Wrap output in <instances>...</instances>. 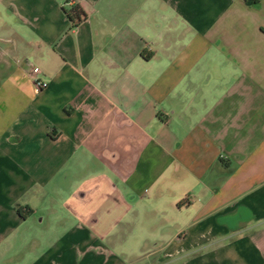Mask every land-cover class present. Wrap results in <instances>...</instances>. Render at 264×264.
Masks as SVG:
<instances>
[{
	"label": "crops",
	"instance_id": "crops-1",
	"mask_svg": "<svg viewBox=\"0 0 264 264\" xmlns=\"http://www.w3.org/2000/svg\"><path fill=\"white\" fill-rule=\"evenodd\" d=\"M0 264H264V0H0Z\"/></svg>",
	"mask_w": 264,
	"mask_h": 264
},
{
	"label": "trees",
	"instance_id": "trees-1",
	"mask_svg": "<svg viewBox=\"0 0 264 264\" xmlns=\"http://www.w3.org/2000/svg\"><path fill=\"white\" fill-rule=\"evenodd\" d=\"M245 1L248 4H254L257 3L259 0H245ZM63 12L66 18L71 22L72 26L78 25V23L82 21L85 17L84 11L78 4L72 5L70 8H63ZM149 56H150L149 54L145 55L146 58Z\"/></svg>",
	"mask_w": 264,
	"mask_h": 264
},
{
	"label": "built area",
	"instance_id": "built-area-1",
	"mask_svg": "<svg viewBox=\"0 0 264 264\" xmlns=\"http://www.w3.org/2000/svg\"><path fill=\"white\" fill-rule=\"evenodd\" d=\"M39 72L40 70L38 67L32 68L33 84L37 90L45 88L47 86V82L39 77Z\"/></svg>",
	"mask_w": 264,
	"mask_h": 264
},
{
	"label": "rangeland",
	"instance_id": "rangeland-1",
	"mask_svg": "<svg viewBox=\"0 0 264 264\" xmlns=\"http://www.w3.org/2000/svg\"><path fill=\"white\" fill-rule=\"evenodd\" d=\"M240 218V217H239ZM243 219H246V217H244ZM238 220L236 219V220H234L233 222H231V224L233 225H237V226H239V225H241V224H239V223H236ZM236 226V227H237Z\"/></svg>",
	"mask_w": 264,
	"mask_h": 264
}]
</instances>
